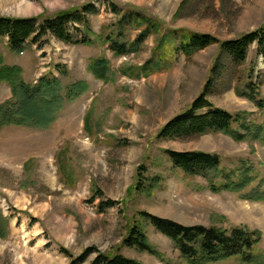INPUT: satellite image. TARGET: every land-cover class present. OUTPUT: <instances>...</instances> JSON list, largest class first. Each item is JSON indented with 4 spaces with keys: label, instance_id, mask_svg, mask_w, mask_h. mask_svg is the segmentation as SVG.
<instances>
[{
    "label": "rangeland",
    "instance_id": "374dc122",
    "mask_svg": "<svg viewBox=\"0 0 264 264\" xmlns=\"http://www.w3.org/2000/svg\"><path fill=\"white\" fill-rule=\"evenodd\" d=\"M108 3L158 20L159 32L137 50L115 54L104 42L119 19ZM86 4L99 10L91 17L92 45L48 36L41 44L13 51L8 39L0 38V69L20 67L25 83L35 85L51 74L66 90L78 82L87 86L65 101L49 128L7 125L0 130V211L7 221V234L0 236V264H71L89 251L81 264H91L100 253L122 254L143 264H188L143 213L187 226H247L262 233L257 249L264 252V201L243 197L264 180V140L240 141L223 132L186 140L159 137L170 120L191 108L223 56L218 43L190 57L174 54L165 36L178 30L220 41L239 38L264 26V0H0V16L50 17ZM137 34L127 31L125 40L131 42ZM101 57L108 62L107 79L90 67ZM150 61L153 68L140 69ZM223 73L208 100L264 125V107L242 95L251 73L253 81L264 78V56L257 46L244 65ZM257 88L264 98L263 85ZM12 95L10 84L0 81V106ZM166 150L218 154L220 169L226 171L247 160L257 178L241 192H213L208 179L174 168ZM139 183L145 186L140 189ZM111 202L115 204L107 206ZM137 224L158 254L124 243ZM209 264L247 263L232 258Z\"/></svg>",
    "mask_w": 264,
    "mask_h": 264
},
{
    "label": "trees",
    "instance_id": "16d2710c",
    "mask_svg": "<svg viewBox=\"0 0 264 264\" xmlns=\"http://www.w3.org/2000/svg\"><path fill=\"white\" fill-rule=\"evenodd\" d=\"M109 8L119 17L115 29L104 34L109 49L117 55H127L137 50L151 35L160 30L158 20L152 19L136 8L127 11L108 3ZM99 10L92 4L81 8H73L57 13L55 16L10 17L0 16V38L6 37L13 51H23L29 44H41L44 37H55L67 43L77 45H92L94 31L91 17ZM138 31L135 39L126 41L127 31ZM102 35L98 36L101 37ZM97 37V38H98ZM165 37L169 38L174 54H185L190 57L195 52L220 44L222 58L217 59L213 67L214 78H211L204 91L194 101L185 113L170 120L160 131L163 139H192L208 133L223 132L236 140L246 138L264 140V125L251 124L244 114H232L216 107L207 98L216 85V81L224 77V69L238 68L247 61L252 46H257L264 56V26L246 33L239 38L220 41L210 34L190 33L173 30ZM150 61L141 70L153 68ZM91 70L99 77L107 79L108 62L103 57L91 62ZM22 69L18 66H4L0 69V81H6L12 89V98L0 106V130L7 125L29 126L37 129L49 128L62 110L67 99H75L87 88L85 82L75 83L67 88L55 76L48 74L40 78L37 84L30 85L21 78ZM245 81L242 95L252 100L258 107H264V98L258 93V84L264 87V78ZM232 84V79L230 81ZM231 86V85H229ZM66 92V93H65ZM238 124V128L234 124ZM165 153L173 163L174 168L191 176H201L209 181V189L213 192H241L250 186L256 176L253 166L247 160L234 170H221V157L218 154L204 151H175ZM218 179L216 180V178ZM264 180L243 194L245 199L264 201ZM141 189L145 186L139 183ZM115 202L108 203L113 206ZM145 220L151 223L159 232L168 236L179 250L181 257L188 264H209L228 259H237L247 264H264V252L257 249L262 240V233L247 226H233L230 229L217 226L193 225L187 226L168 218H160L143 213ZM7 221L0 211V236L7 233ZM124 243L141 251L158 254L150 244L146 231L141 225H134ZM90 252V251H89ZM85 253L71 262L81 264L88 259ZM91 264H143L136 259L122 254H98ZM171 264V263H168Z\"/></svg>",
    "mask_w": 264,
    "mask_h": 264
}]
</instances>
